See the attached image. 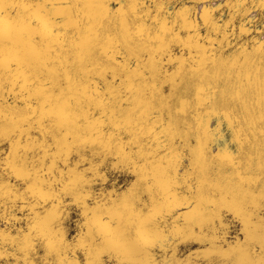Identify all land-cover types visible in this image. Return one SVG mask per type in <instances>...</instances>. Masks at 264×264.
Returning <instances> with one entry per match:
<instances>
[{
	"label": "snow or ice",
	"instance_id": "6c2138e0",
	"mask_svg": "<svg viewBox=\"0 0 264 264\" xmlns=\"http://www.w3.org/2000/svg\"><path fill=\"white\" fill-rule=\"evenodd\" d=\"M0 264H264V0H0Z\"/></svg>",
	"mask_w": 264,
	"mask_h": 264
},
{
	"label": "rangeland",
	"instance_id": "374dc122",
	"mask_svg": "<svg viewBox=\"0 0 264 264\" xmlns=\"http://www.w3.org/2000/svg\"><path fill=\"white\" fill-rule=\"evenodd\" d=\"M222 2V0H208V3L212 4L213 6L220 4ZM204 7V4L201 3L198 8H197V13L200 12V10ZM255 12H251L250 15H255Z\"/></svg>",
	"mask_w": 264,
	"mask_h": 264
}]
</instances>
